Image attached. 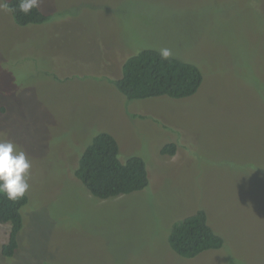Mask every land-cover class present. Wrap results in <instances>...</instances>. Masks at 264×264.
Wrapping results in <instances>:
<instances>
[{
  "label": "rangeland",
  "instance_id": "rangeland-1",
  "mask_svg": "<svg viewBox=\"0 0 264 264\" xmlns=\"http://www.w3.org/2000/svg\"><path fill=\"white\" fill-rule=\"evenodd\" d=\"M38 7L48 19L25 25L0 9V141L31 165L11 256L0 223V264H264V0ZM143 49L198 66V90L128 100L110 80ZM101 131L144 160L146 188L100 199L74 175ZM198 209L224 244L181 257L168 230Z\"/></svg>",
  "mask_w": 264,
  "mask_h": 264
},
{
  "label": "trees",
  "instance_id": "trees-1",
  "mask_svg": "<svg viewBox=\"0 0 264 264\" xmlns=\"http://www.w3.org/2000/svg\"><path fill=\"white\" fill-rule=\"evenodd\" d=\"M5 2L14 8L19 4V0ZM11 13L21 25L48 19L38 6L28 14L19 10ZM110 81L128 100L158 96L180 99L198 90L202 72L195 64L171 56L164 58L162 52L154 49H143L129 56L123 63L121 76ZM174 150L175 144L169 143L162 152L172 154ZM74 175L100 199L141 191L150 183L144 160L135 155L122 158L117 139L106 131L95 134L82 149ZM27 203L26 193L15 201L0 194V223L11 224L8 241L1 247L2 255H13L18 246V234L23 226L21 209ZM167 243L177 255L193 258L204 251L222 248L224 238L209 224L206 211L198 209L172 223Z\"/></svg>",
  "mask_w": 264,
  "mask_h": 264
},
{
  "label": "clouds",
  "instance_id": "clouds-1",
  "mask_svg": "<svg viewBox=\"0 0 264 264\" xmlns=\"http://www.w3.org/2000/svg\"><path fill=\"white\" fill-rule=\"evenodd\" d=\"M39 0H19L14 8L10 7L5 0H0V9L7 12L19 10L28 14L33 8H37ZM168 50H162V56L167 58ZM31 165L23 150L10 140L0 141V194L7 199L15 201L22 198L29 189L27 181L28 170Z\"/></svg>",
  "mask_w": 264,
  "mask_h": 264
}]
</instances>
